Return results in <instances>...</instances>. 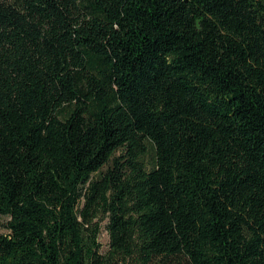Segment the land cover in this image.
Masks as SVG:
<instances>
[{
	"label": "trees",
	"instance_id": "1",
	"mask_svg": "<svg viewBox=\"0 0 264 264\" xmlns=\"http://www.w3.org/2000/svg\"><path fill=\"white\" fill-rule=\"evenodd\" d=\"M0 215V264H264V0H0Z\"/></svg>",
	"mask_w": 264,
	"mask_h": 264
},
{
	"label": "rangeland",
	"instance_id": "2",
	"mask_svg": "<svg viewBox=\"0 0 264 264\" xmlns=\"http://www.w3.org/2000/svg\"><path fill=\"white\" fill-rule=\"evenodd\" d=\"M145 159L151 160L152 159V153L150 152L149 154H147ZM7 221H8L7 216L0 215V233L1 234H6L9 232V230L6 226ZM99 241L101 244V250L105 251L108 248V233L106 230V221H102L100 223Z\"/></svg>",
	"mask_w": 264,
	"mask_h": 264
}]
</instances>
